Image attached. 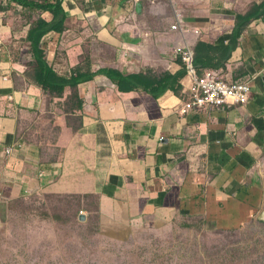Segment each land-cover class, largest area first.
<instances>
[{
    "label": "crops",
    "instance_id": "crops-1",
    "mask_svg": "<svg viewBox=\"0 0 264 264\" xmlns=\"http://www.w3.org/2000/svg\"><path fill=\"white\" fill-rule=\"evenodd\" d=\"M263 1L173 0L155 6L160 10H152L151 19L142 16L144 3L133 5L132 21L115 38L121 56L143 61L134 65L136 73L146 67L157 73L180 72V84L158 98L141 90L131 94L112 92L116 104L110 106L104 102L110 87L108 79L85 83L78 87L85 101L82 111L66 116L52 114L51 124L57 131L53 141H40L30 133V123L44 112L46 101L28 75L29 45L21 47L16 55V50L5 42L11 56L7 51L5 58L0 54V224L9 220L14 202L40 194L60 195L61 186L100 197L104 235L112 232L113 225L118 227L115 231L125 235V227L160 226L168 224L170 218L178 222L166 213L167 207L172 212L182 208L188 214H204L207 205L214 211L220 199L224 204L236 203L228 208L231 212L222 223L211 219L217 225L228 223L234 210L258 209L263 203V189L259 188L255 171L264 161V14L254 12L236 42L233 35L237 15H248ZM66 2L74 6L64 5L68 25L84 26L75 41L76 48L69 51L72 57L88 45L85 29L89 23L85 19L94 15L79 9L73 0ZM106 10L109 15L105 21L103 13L96 14L102 24L115 22L116 15L123 13L121 8L112 14L110 8ZM140 22L156 26L140 31ZM176 22L178 31L172 28ZM160 27L172 30L170 35L155 37ZM118 31L107 32L113 36ZM196 33L198 36H193ZM66 37L71 39L70 35ZM102 38L110 42L104 35ZM127 38L139 41L130 46L125 42ZM199 43L208 52L203 49L197 54ZM73 45L70 43V47ZM178 45L188 47L194 55L195 61L193 58L188 67L176 54ZM53 46L48 42L49 62L54 61ZM209 69L223 71L233 80L250 81L248 104L182 115L180 109L193 77L197 79ZM100 83L104 87L101 98L97 92ZM78 116L81 120L75 121ZM13 146L12 152L5 154V149ZM118 152L123 156L120 160ZM245 162L253 165L245 174L248 181L239 182L232 172ZM183 167L188 171L181 181ZM225 183L234 184L236 190L228 192ZM172 190L176 194L173 203L169 199ZM238 194L242 197L235 200L233 195Z\"/></svg>",
    "mask_w": 264,
    "mask_h": 264
},
{
    "label": "rangeland",
    "instance_id": "rangeland-1",
    "mask_svg": "<svg viewBox=\"0 0 264 264\" xmlns=\"http://www.w3.org/2000/svg\"><path fill=\"white\" fill-rule=\"evenodd\" d=\"M123 1L108 0V5L116 6L120 2L123 6ZM131 1L137 5L135 0ZM64 5L74 8L73 5L69 7L67 2ZM155 6L162 7V0ZM155 6L146 3L142 16L147 15L150 18L152 10L157 8ZM102 9L99 7V10ZM256 10L254 12H258ZM218 14L223 15V12ZM2 21L4 20L0 18V24ZM148 22H140L143 23L139 27L140 31L156 26ZM242 23L244 25L241 28H246L247 22ZM118 24L119 31L113 36L105 31L107 27L100 30L101 36L104 35L110 40L114 53L117 48L115 38L128 26L125 20ZM80 27L84 29L82 24ZM160 28V31L158 27L155 32V37L170 35L172 31L165 30V27ZM197 34L193 36H198ZM17 37L14 38L15 41H18ZM45 41L52 42L51 39ZM98 46L104 47V44L100 43ZM51 53L57 56V45L54 44ZM119 61L125 64L130 61L127 67H130V72L134 71L135 58L124 55ZM52 118L48 112L38 115L30 123V133L40 141L51 137ZM122 158L118 152L117 160ZM252 165L253 163L245 162L235 167L232 172L235 179L247 182L245 174ZM183 169L184 171L180 170L181 181L187 176L188 167ZM255 177L259 181V188L263 189V203L258 209L244 212L234 210L228 223L217 225L212 221V225L206 221L213 219L218 222L220 219L219 222L222 223L223 218L231 212L228 208L236 203L228 205L220 199L214 211L207 205L204 214H188L182 208L172 212L171 207H167L166 213L175 216L178 222H172L175 218H170L168 224L154 225L153 230L141 232L132 241L96 234L99 226L94 217L88 219L87 224L86 221L78 219L81 210L85 215H90L95 207L98 208L99 200L95 197L97 195H86L83 191L75 192L72 187L61 186V197L58 199L43 197V201L18 200L10 207L9 220L0 224V264H264V161L257 164ZM233 185L225 183L226 190L232 192ZM174 191L169 196L172 203L176 200ZM241 197L242 194L233 195L235 200Z\"/></svg>",
    "mask_w": 264,
    "mask_h": 264
},
{
    "label": "trees",
    "instance_id": "trees-1",
    "mask_svg": "<svg viewBox=\"0 0 264 264\" xmlns=\"http://www.w3.org/2000/svg\"><path fill=\"white\" fill-rule=\"evenodd\" d=\"M75 1L84 10L93 12L94 16L86 20L89 26L85 30H88L89 33L88 45L92 46L96 53L100 54L98 56H92L89 53L78 56L74 53L72 57L70 56L69 51L75 46L70 47V43H76L75 41L81 35L82 29L80 27L81 24L68 25L69 21L67 20V16L64 15L61 0H0V18L4 20L0 24V44L3 46L0 54H4L1 57H7L5 51H7L8 57L11 56V50L5 48L7 46L6 43L13 50H16V55L21 47L29 45L31 62L28 65V75H30L32 82L45 95V101L51 115L54 114V116H57L59 114L79 111L83 105V99L79 94L78 87L85 83L95 81L97 78H106L110 81V87L105 92L106 98L104 101L110 106L116 104L112 92L117 94H131L141 90L158 98L170 86L178 83L182 78L183 74L180 72L174 75H171L169 72L157 73L147 67L141 68L140 73H136V71L130 72V67H127V63L125 64L119 61L122 49L117 46L114 53L110 47V42L102 38L100 30L107 27L106 31L109 30L111 34H114L118 30L117 24L120 18L128 15L126 6L120 5V2L116 6H110L113 13L118 8H121L123 13L116 15L115 22L112 20L106 26H103L100 18H97L96 12L98 13L99 10L97 8L99 6L105 5V3L107 5L108 0H104L103 3H90L87 5H84L85 0ZM255 9L258 10L256 13L264 14V10L262 12L259 11V9H264V3L260 7L254 5L251 12L254 13ZM252 14L246 16L237 15V23L233 35L235 42L241 35V26L244 25L242 22L245 21V23L247 22L249 24L252 19ZM2 32L5 35L4 38L2 37ZM68 35H70L71 39L66 37ZM16 37L18 41H15L16 39L14 38ZM43 38L51 39L52 43L58 46V54L57 56L54 54L53 62H49L46 59L47 51L42 48V42L45 41ZM82 38H84V35ZM100 43H103L104 47H107L106 50L103 49L102 53L101 50H98ZM204 48L205 45L199 43L196 48V53L198 54L203 51ZM204 50L207 51L206 49ZM95 61V64L99 66L97 70H94L93 66H91ZM137 63L138 61L136 60L133 64L138 65ZM101 82L103 81L101 80ZM100 86L101 83L97 88V92L101 98L104 87ZM111 87L114 89L113 91ZM74 120H81V117L79 116ZM56 134V128H52V136L44 141H53ZM56 195L40 194L29 197L28 201L33 199L43 201V197L56 199L61 197L59 194ZM96 198L100 200L99 196ZM101 213L99 201L98 208L95 207V211L90 214V219L94 217L98 221L99 227L96 229V234L99 235H103L104 230H106L102 222ZM210 224L214 225L213 223ZM125 229L127 230L124 235L115 231L118 230V227L113 225L110 229L112 232L108 236L118 238L121 241H127L128 239L132 241L141 232L153 230L148 225H135L129 228L125 227Z\"/></svg>",
    "mask_w": 264,
    "mask_h": 264
},
{
    "label": "clouds",
    "instance_id": "clouds-1",
    "mask_svg": "<svg viewBox=\"0 0 264 264\" xmlns=\"http://www.w3.org/2000/svg\"><path fill=\"white\" fill-rule=\"evenodd\" d=\"M136 1V3H137V6H141V4H143L144 3V5L147 3V4H151L152 6H155V5H157V4H159V0H135ZM172 1L173 0H162V2L163 3H166V2H169V3H172ZM73 2L74 3H76L75 2V0H73ZM104 2V0H85V2H84V5L86 4H90V3H103ZM61 3H62V9H63V12H64V15L66 16V12L64 11V3H65V0H61ZM77 4V3H76ZM83 5V6H84ZM123 5L124 6H126V7H128L129 9H130V11H128V15H126V17L125 18H120V20H119V23L122 21V20H125L127 23H129V22H131L132 21V19H131V17H132V13L133 12H135V8H134V4H133V2L131 1V0H124L123 1ZM78 6V5H77ZM136 6V5H135ZM99 7H102L103 9L102 10H99ZM97 9L99 10L98 11V13L96 12V14H99V13H103V16H104V21H105V17L107 16V10L105 9V7L107 8H110V12H111V14H112V9H111V7L107 4L106 5V3H105V5H103V6H99ZM79 9H83V7H78ZM84 10V9H83ZM85 20H88V18H86ZM134 20V19H133ZM179 20V18L176 20V21H178ZM100 21H101V19H100ZM86 22H88V21H86ZM109 21H107L106 23H104V24H102L103 26H106L107 25V23H108ZM101 23H102V21H101ZM179 23L178 22H176V25H173L172 26V28H173V30H178V28H179ZM106 31V30H105ZM240 37V36H239ZM104 39V38H103ZM238 40V39H237ZM1 43V42H0ZM44 44H46V48L44 47ZM47 42H45V43H43L42 42V48L43 49H45L46 51H47V53L49 52V50L47 49ZM56 45V44H55ZM75 45V44H74ZM98 45V44H97ZM2 48H3V46H1V44H0V52L2 51ZM74 48H76V45L74 46ZM103 49H104V47H99L98 46V50H101V52H103ZM47 53H46V55H47ZM90 54V55H92V56H98V55H100V54H98V53H96V51L93 49V47L92 46H89V45H83V47H82V49H78L77 51H76V53L75 54H77V56L78 55H80V54ZM176 54H178L179 56H180V58H181V61H182V63H184L187 67H188V65H189V63H191V62H193V58H194V55L192 56V52L190 51V49L188 48V47H186V46H184V45H178V47L176 48ZM46 59H47V57H46ZM96 63V61L95 62H93V64L91 65V66H93V69L94 70H97L98 68H99V66L97 65V64H95ZM168 72V71H167ZM170 73V72H169ZM207 73H213V75L215 76V78L217 79V80H223V79H228V80H231V81H233V82H245V83H247L248 85H249V95H248V101H247V103L246 104H244V105H238V104H236V105H232V106H230V107H228V106H225V107H221V108H214V107H204V108H196V107H193V108H188L187 107V105L192 101V95H193V89L197 86V84L199 83V82H201L202 80H204L205 78H206V75H207ZM171 74V73H170ZM171 75H174V74H171ZM180 81L181 80H179L178 81V83H176V84H173L172 86H170L169 88H168V90H166L161 96H163L166 92H168V91H170L174 86H176V85H178V84H180ZM38 87V86H37ZM39 88V87H38ZM41 90V89H40ZM251 92H252V89H251V85H250V81H248V80H233V79H231V78H229V77H226V74L223 72V71H219V70H215V69H209V70H207V71H205L204 73H203V75L202 76H200L199 78H197V79H195L194 77H193V81H192V84H191V86H190V91H189V93H186L185 94V101L183 102V105H182V107H181V109H180V113L182 114V115H185V114H188V113H190V112H200V111H203V110H207V109H226V108H233V107H235V108H239V107H244V106H246L247 104H248V102H249V100H250V98H251ZM83 99V98H82ZM84 100H83V105L81 106V108H80V110L79 111H77V112H80V111H82L83 110V106H84ZM49 113V111H48V106H47V104H46V107H45V110H44V112L43 113ZM77 112H72V113H67V114H77ZM42 113V114H43ZM42 114H40V115H42ZM60 115V114H59ZM62 115H64V116H66V114H62ZM56 117V116H55ZM79 117V116H78ZM78 117H76V118H78ZM76 118H74V119H76ZM50 125L52 126V124L50 123ZM52 128H53V126H52ZM14 147L15 146H13V147H8V148H6L5 149V154H7V155H9L11 152H12V150L14 149ZM39 176H42V174H39ZM77 197H80V196H77ZM95 197H98V196H95ZM71 198H73V197H71ZM94 198V197H93ZM100 207H101V205H100ZM80 215L78 216V219L80 218V217H83V221H88V215H85L84 214V211L83 210H81L80 211V213H79ZM207 223H212V220H208V221H206ZM154 226V225H153ZM152 226V227H153ZM104 235V234H103ZM105 236H108V235H105Z\"/></svg>",
    "mask_w": 264,
    "mask_h": 264
},
{
    "label": "built area",
    "instance_id": "built-area-1",
    "mask_svg": "<svg viewBox=\"0 0 264 264\" xmlns=\"http://www.w3.org/2000/svg\"><path fill=\"white\" fill-rule=\"evenodd\" d=\"M192 93V101L187 105L188 108L230 107L247 103L249 85L228 79L219 81L213 73H207L206 78L197 84Z\"/></svg>",
    "mask_w": 264,
    "mask_h": 264
},
{
    "label": "water",
    "instance_id": "water-1",
    "mask_svg": "<svg viewBox=\"0 0 264 264\" xmlns=\"http://www.w3.org/2000/svg\"><path fill=\"white\" fill-rule=\"evenodd\" d=\"M138 41H139V39L127 38V40L125 42H126V44H129L131 46V44L135 45ZM79 220L83 221L84 219H83V217H80Z\"/></svg>",
    "mask_w": 264,
    "mask_h": 264
}]
</instances>
